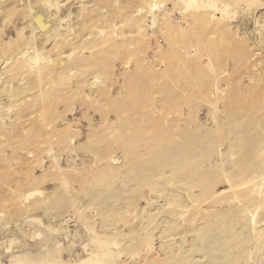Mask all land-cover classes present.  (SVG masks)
<instances>
[{
  "label": "rangeland",
  "instance_id": "obj_1",
  "mask_svg": "<svg viewBox=\"0 0 264 264\" xmlns=\"http://www.w3.org/2000/svg\"><path fill=\"white\" fill-rule=\"evenodd\" d=\"M0 264H264V0H0Z\"/></svg>",
  "mask_w": 264,
  "mask_h": 264
}]
</instances>
